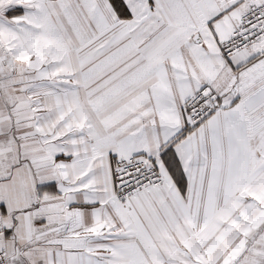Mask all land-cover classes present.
I'll return each mask as SVG.
<instances>
[{
    "label": "snow or ice",
    "instance_id": "snow-or-ice-1",
    "mask_svg": "<svg viewBox=\"0 0 264 264\" xmlns=\"http://www.w3.org/2000/svg\"><path fill=\"white\" fill-rule=\"evenodd\" d=\"M0 264H264V0H0Z\"/></svg>",
    "mask_w": 264,
    "mask_h": 264
}]
</instances>
